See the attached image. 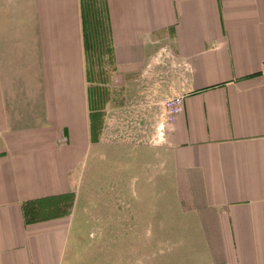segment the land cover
Wrapping results in <instances>:
<instances>
[{
    "label": "crops",
    "instance_id": "obj_1",
    "mask_svg": "<svg viewBox=\"0 0 264 264\" xmlns=\"http://www.w3.org/2000/svg\"><path fill=\"white\" fill-rule=\"evenodd\" d=\"M263 62L264 0H0V264H101L103 216L73 195L101 144L96 63L185 93L134 231L131 161L111 169L108 233L139 235V264H264Z\"/></svg>",
    "mask_w": 264,
    "mask_h": 264
},
{
    "label": "rangeland",
    "instance_id": "obj_2",
    "mask_svg": "<svg viewBox=\"0 0 264 264\" xmlns=\"http://www.w3.org/2000/svg\"><path fill=\"white\" fill-rule=\"evenodd\" d=\"M108 66L111 67L110 65ZM108 66L96 63L93 69L94 76H90L91 80L94 79L96 82H100L97 84V88L91 89L89 97L95 103V110L97 109L98 120L95 123V133L99 130L101 144L99 153L93 159H89L83 173V179L81 181V178H79L80 182H78V186L75 189L77 191H74L73 195L82 196L79 205L85 211L87 207H89L87 211L92 209L93 201L94 206L99 209L103 216V219L100 220V234L95 236L94 244L91 241V243L89 242V248H93L94 255L100 257L101 264L104 262L107 264L108 262L139 264V235L124 236L123 233H119L123 229H118L117 227L115 235L108 233V231L112 230L107 228L108 202L112 200L108 181L114 174L111 170L114 167H116L117 175L122 173V168L115 162L127 163L130 159L132 166V195L131 197H126V200H131L132 202L131 215L132 229L134 231L135 228L140 226L138 193L139 182L144 175V172L142 173L140 170L141 164L148 162L147 147H156L162 139L157 129L155 110L165 99V96L171 94V91H159L152 85L156 82L158 75L132 79L131 84L129 83L130 86L127 88L124 87V84L119 88L118 86L114 87V74L112 75L108 69L102 70V68H109ZM174 92L173 94H175ZM124 149H130L131 153L125 154L123 152ZM146 174L148 178H155V164L153 165V170L148 167ZM163 177H167L166 172H164ZM116 194H120L122 200L124 196L122 182L120 192L117 191ZM117 203L120 205L121 210L119 212L122 214L123 203ZM116 207H118V204H116ZM78 210L81 211L79 207ZM150 216L154 220L155 212L150 213ZM89 226L91 227L92 225L89 224ZM129 239H131V245L128 244ZM148 239L149 242H154V236H148ZM131 247L133 254L128 256L127 253H129ZM148 251L153 255L155 253L154 250L149 249Z\"/></svg>",
    "mask_w": 264,
    "mask_h": 264
},
{
    "label": "built area",
    "instance_id": "obj_3",
    "mask_svg": "<svg viewBox=\"0 0 264 264\" xmlns=\"http://www.w3.org/2000/svg\"><path fill=\"white\" fill-rule=\"evenodd\" d=\"M262 70L264 72V62L262 64ZM185 105V93L184 92H177L172 96L165 98L157 107L158 113V131L159 133H163L165 128L172 124L176 116L180 114Z\"/></svg>",
    "mask_w": 264,
    "mask_h": 264
}]
</instances>
